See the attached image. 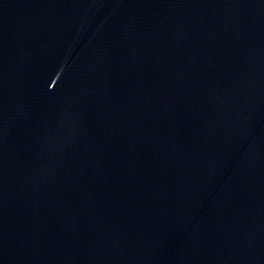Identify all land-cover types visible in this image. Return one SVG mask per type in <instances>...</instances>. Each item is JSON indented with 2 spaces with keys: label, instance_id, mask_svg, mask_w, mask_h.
<instances>
[{
  "label": "water",
  "instance_id": "obj_1",
  "mask_svg": "<svg viewBox=\"0 0 264 264\" xmlns=\"http://www.w3.org/2000/svg\"><path fill=\"white\" fill-rule=\"evenodd\" d=\"M0 264H264V0H0Z\"/></svg>",
  "mask_w": 264,
  "mask_h": 264
}]
</instances>
